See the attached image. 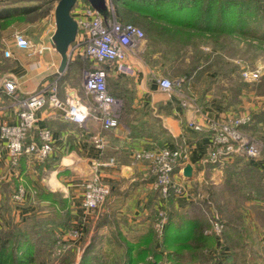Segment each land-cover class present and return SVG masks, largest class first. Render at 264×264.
<instances>
[{"label": "crops", "instance_id": "0c3cea01", "mask_svg": "<svg viewBox=\"0 0 264 264\" xmlns=\"http://www.w3.org/2000/svg\"><path fill=\"white\" fill-rule=\"evenodd\" d=\"M55 30L56 21L49 30L51 33L40 37L38 41L26 33L35 43L47 47L42 54L29 55L27 50L17 47L13 39L10 48L12 56L4 57L8 65L5 61V64H0V76L12 74L17 77L19 90L23 93L34 91L44 81L58 80L60 99L66 102L67 98L74 97L88 109L89 118L84 125H79L68 120L64 110L54 109L47 104L38 113V126L53 132L55 150L45 161L24 155L19 164L13 166L6 150L0 145V228H7L11 223L22 225L28 218L41 213L39 209L42 204L49 202L38 200L37 190L61 192L70 203L68 223L73 222L77 214L81 216L79 212L83 208L82 185L91 174L94 164L100 162L102 175L111 186V194L98 211L87 212L83 208L82 224L85 228L103 215L114 218L118 225L124 218L135 220L133 222L138 227H145L141 230L138 228L140 237L136 243L151 230L146 228L148 221L154 208L158 209L162 205L170 215L171 229L179 231V235L182 236L190 225H193L192 233L198 234L202 230L206 233V229L199 225L203 223V217L199 214L200 199H211L209 195L212 194V187L217 185L215 188L218 189L223 185V167L243 157L249 165L264 172L258 161L244 155L235 154L217 162L209 160L212 132L206 118L224 117L228 111L236 113L247 110L241 106L244 103L238 101L231 106L226 102V95L217 99L214 89L200 91L201 87L184 77L181 78L184 79L181 88H176L171 96L164 93L159 88L157 78L168 76L169 71L165 67L170 62L164 59L162 46L151 41L146 34V38L128 52V61L135 69L133 75L120 74L116 68L107 65L108 90L120 99L122 107L119 126L111 131L104 130L100 120L95 118V97L87 93L84 87V60L69 54L66 70L58 72L61 55L51 44ZM2 61L0 58V63ZM4 103L7 101L0 102V123L16 122L15 111L3 106ZM191 120L203 124V130L190 128L188 123ZM249 126L245 127V131L252 133L248 130ZM262 131L264 125L260 123L253 134H264ZM95 135L105 140L104 150L95 145ZM164 145L182 147L187 154L173 177L184 192L173 194L172 201L160 197L149 165L133 156L139 149ZM187 164L193 168L191 178L183 174ZM20 185L24 186L26 193L23 200L15 201L13 194ZM208 203L211 204V201ZM85 213L89 214L88 217Z\"/></svg>", "mask_w": 264, "mask_h": 264}, {"label": "built area", "instance_id": "2783aa9c", "mask_svg": "<svg viewBox=\"0 0 264 264\" xmlns=\"http://www.w3.org/2000/svg\"><path fill=\"white\" fill-rule=\"evenodd\" d=\"M72 16L78 24V34L69 48V54L78 56L88 64L85 69L84 87L87 93L96 100L95 118L100 120L102 128L111 131L119 126V112L122 104L120 99L110 94L108 90L107 65L116 68L123 75H133L134 66L128 61L129 49L146 38V32L140 26L131 22H122L117 18L112 0H107V10L95 8L89 0H78L72 9ZM14 41L17 47L27 50L29 55L42 54L46 46L35 43L24 32H16ZM69 55V56H70ZM4 56H12L11 50H5ZM261 69L244 70L242 77L253 81L259 78ZM184 79L173 80L159 76V88L168 95H172L176 88H181ZM6 100L3 106H8L16 113L14 123L2 121L0 123V145L6 150V155L13 166H17L24 155H29L39 161L50 158L55 150V136L46 127L38 126V113L49 104L52 108L64 110L68 120L84 125L89 118L88 109L74 97L63 102L59 97L58 80L44 81L34 91L23 93L19 90V80L12 74L0 76V102ZM206 122L211 133V147L209 154L211 162L221 161L235 154L244 155L259 162L264 171V134H253L245 131V127L252 122V115L247 110L236 113L226 112L224 117H207ZM188 126L195 131H202L203 124L191 120ZM95 145L104 150L105 140L94 137ZM134 158L145 161L149 165L154 177L155 188L160 197L167 201L173 194L179 195L184 189L174 181L176 168L182 164L187 156L182 147L155 146L143 148L134 152ZM102 163L93 166L91 174L82 185L83 208L87 212L98 211L111 194V186L104 179L101 172ZM25 188L20 185L13 194L15 201L23 200ZM155 229L163 237L167 220V210L161 205L157 209ZM218 215L209 219L210 228L207 234L220 237L224 230V223ZM83 226L69 227L68 235L63 237L71 243H78L83 238ZM64 233V231H63Z\"/></svg>", "mask_w": 264, "mask_h": 264}, {"label": "rangeland", "instance_id": "374dc122", "mask_svg": "<svg viewBox=\"0 0 264 264\" xmlns=\"http://www.w3.org/2000/svg\"><path fill=\"white\" fill-rule=\"evenodd\" d=\"M15 1H17V3L14 5L37 4L40 6V9L29 16H19L6 21L0 20V58L3 60L0 64L4 63L6 60L4 58V51L10 50L12 47L14 34L16 32L21 31L25 34L27 33L38 41L40 37L45 35L48 36L51 33L49 30L53 28L55 21L57 0H50V2L46 0H41L42 2H37L35 0H0V9L12 5L13 3L11 4V2ZM252 5L254 4L242 7L245 14L239 17L234 26L235 32H233L234 34L232 36L222 32H218V34L209 31L205 33V36L201 37L199 32L190 30V32H194V36L190 37L193 39V42L188 43V54L184 57V60L180 59L177 64L166 65L165 68L169 71L167 77L170 76L173 80L183 78V75H180L179 71L187 68L186 66H188L191 54H193V56L202 57L201 61L204 63V66H201L202 68L206 65L212 66L211 64H213L215 60H218V54H223V52H225L228 54L224 55L225 61L214 64V66L219 68V75L212 71L206 72L205 75H201L200 71H198L193 74V79L190 82L196 83L198 87L211 85L217 99L226 95V102L231 106L238 101L244 103L241 106L246 108L252 116L254 113L264 111V6L260 9L261 12L256 13L254 10L252 15ZM236 11L237 9L233 11V14L237 13ZM159 22L163 23L161 21ZM159 22H153L151 24L147 20L139 18V21H135L134 23L143 28L147 34L149 31H152L155 23L163 25ZM213 22L215 21L213 20ZM168 26L166 37L169 39L162 43L163 52L168 50L171 52L174 49L173 33L178 29L173 28L174 26L171 24H168ZM245 31H249V33ZM207 58H209L208 61H211L210 63H207V60H205ZM5 63L7 62L5 61ZM84 67L87 69L89 66L85 63ZM254 69H261V75L258 79L248 81L242 77V72L244 70ZM184 78L187 80L186 77ZM236 93L238 94L236 95ZM222 184L223 185L218 187V189L215 188L217 185L212 187V194L209 195L211 199H200L201 205H199V214L203 217L201 220L204 224L202 223L199 225L202 226L203 229L209 230V219L214 215H218V218L224 223L223 233L220 237L210 234L215 238V247L206 251V259L195 260L196 262H194V264H264V199L241 195L237 193L239 192L237 187L233 188L236 191L232 193L227 188L225 178L223 180V177ZM209 200L211 204L208 203ZM80 209L81 211L79 213H81V216L77 214L76 218L72 219L73 222L59 227L58 221L60 218L55 216L56 210L49 204H42L39 209L41 213L34 215L43 218L41 219V228L29 226L31 229H29L27 233L28 236L26 240L22 238V231L18 233L13 230V228H10V251L7 252L8 256L6 257L7 259L4 260L5 264H8L11 257L14 260H18L21 255L20 258L23 264H79L84 249L90 243L95 230H97V228H95L97 221H93L87 225L86 228L83 226V238L78 243L74 244L68 240H64V243L62 240L65 235H68L69 227H81L84 221V216L82 214L84 212L83 208ZM157 211V208H154L152 217L150 221H148V226L146 228H150V231L155 233V249L160 254L164 255L162 243L166 235V230L163 237H160L155 229L154 225L157 218ZM84 215L88 217L89 214L85 213ZM109 219L112 220V223L98 230L99 234L103 235L100 248L102 257L99 256L102 258L100 264H112L116 260L121 261L122 259L120 258L123 256L124 249L112 240L115 227L118 223L114 218ZM133 221L135 220L130 221V219L124 218L121 220V226L118 225V227H120L123 235L128 241L135 243L140 237V235L137 234L139 231L138 228L140 227L141 230V228L145 227H138L137 223ZM168 222L169 216L167 223ZM35 231H39V236L34 234ZM16 236L17 239L14 238ZM175 238L176 235H172L170 238V240H173L170 242L173 247L175 244H178V241L176 242L174 240ZM12 239L15 240L12 241ZM17 240L23 251L20 249L18 251L16 249L18 244L16 242ZM25 251L32 255L34 259L32 263L23 256V252L25 253ZM185 252V257L181 264H188L190 255L192 256L189 249L185 250ZM149 258L151 260L153 259L152 257ZM93 263L98 264L97 262ZM162 264L169 263L163 262Z\"/></svg>", "mask_w": 264, "mask_h": 264}, {"label": "trees", "instance_id": "16d2710c", "mask_svg": "<svg viewBox=\"0 0 264 264\" xmlns=\"http://www.w3.org/2000/svg\"><path fill=\"white\" fill-rule=\"evenodd\" d=\"M20 1V0H19ZM33 1V0H31ZM49 1L50 0H46ZM58 1V0H57ZM246 1V2H244ZM112 0L116 15L122 22L139 21V18L147 20L149 23L153 22H163L159 24H154L152 31H149L148 36L151 41L162 46V43L169 38L166 37L168 24L173 25V28H178L174 32L173 40V50L170 52L164 51V59L170 62V65L177 64V62L184 60L187 56V46L189 42H193L190 38L194 36L195 32H199L201 37L205 36L206 32L211 31L212 33H226L232 36L235 32L234 26L237 23L239 17H242L245 12H243L242 7L245 5H252L253 12H261V8L264 6V0ZM13 3V4H12ZM17 3L11 2L12 5L5 6L0 9V20H9L11 18H16L19 16H29L40 9L39 5H14ZM237 9V13L233 14V11ZM241 9V10H240ZM240 10V11H238ZM213 20L215 22H213ZM134 21V22H133ZM135 24V23H134ZM166 25V26H165ZM168 26V27H167ZM249 33V31H245ZM218 33V34H219ZM264 37V34H263ZM218 60H215L213 64L204 66L202 63L201 56L190 55V61L186 69L179 71L180 75L186 77L188 80L193 79V74L200 71L201 75H205L206 72L212 71L219 75V68L214 66V64L219 63L224 60V55H228L223 52V54H218ZM207 63L209 58L205 59ZM201 68V69H200ZM208 81V80H207ZM211 85L202 86L200 91H207L211 89ZM239 93V92H238ZM236 93V95L238 94ZM264 125V111L254 113L252 116L251 126L248 130L252 133H256L259 124ZM225 183L227 188L234 193L236 191L234 187L238 188L237 193L246 196H254L256 198L264 199V172L260 169L249 165L247 160L243 157H239L236 162L232 164H227L223 167ZM247 192V193H246ZM174 192H172L173 195ZM169 199L172 201V197ZM36 198L41 202H49V205L56 210V217H59L58 225L64 226L68 224L69 217L71 215L70 203L67 198L61 192L37 190ZM168 199V200H169ZM6 210L8 209L7 206ZM168 213V212H167ZM169 218L170 215L168 214ZM41 219L38 216H32L28 218L24 224L21 226H16V224L11 223L8 228H0V264H5L4 260L7 259V252L10 251L9 245L10 240V228L17 231L18 233L22 231L23 240L27 239V233L29 232V226H34V228H41ZM112 223V220L108 216H100L95 224V232L91 237L90 243L84 249L81 256V261L79 264H98L102 261L101 255V243L102 236L99 234V229ZM170 222L167 223L166 235L162 243V250L164 255L160 254L155 249V233L149 231L139 242L132 243L127 240L123 235L120 227L118 225L115 227L112 240L116 244L124 249L123 256L120 260L114 261L112 264H162L163 262L169 264H181L183 258L185 257V250L189 249L192 253L190 255V260L188 264H194L195 260L206 259L207 250L213 249L216 245L215 238L204 232L200 231L198 234L192 233L193 225L188 226L185 232L179 235V231H174L170 228ZM36 236H39V231H35ZM176 235L174 239L178 244L173 247L170 242L171 236ZM17 239V236L14 237ZM15 239H12L14 241ZM174 241V242H175ZM19 242L18 240L16 241ZM175 242V243H176ZM18 251L21 249L19 243L17 244ZM13 251V250H12ZM23 251V250H22ZM100 252V254H99ZM15 256V254H14ZM13 256V257H14ZM22 256V255H21ZM19 256L18 260L10 258L8 264H23L22 259ZM23 256L30 263L34 261L32 255L29 252H23ZM100 256V257H99ZM3 257V258H2ZM149 257H152L151 260ZM7 262V261H6ZM110 264V263H107Z\"/></svg>", "mask_w": 264, "mask_h": 264}, {"label": "water", "instance_id": "95a60500", "mask_svg": "<svg viewBox=\"0 0 264 264\" xmlns=\"http://www.w3.org/2000/svg\"><path fill=\"white\" fill-rule=\"evenodd\" d=\"M78 0H58L55 7L56 30L51 37V44L61 55V63L58 72L66 70L69 63V48L78 34L77 21L72 16V9ZM89 2L101 11L107 10V0H89ZM183 174L187 178L193 175L191 164L184 167Z\"/></svg>", "mask_w": 264, "mask_h": 264}]
</instances>
